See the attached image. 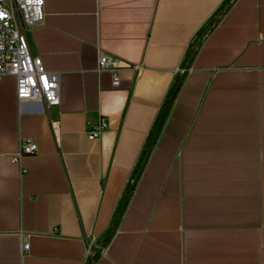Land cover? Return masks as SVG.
<instances>
[{"label":"crops","instance_id":"1","mask_svg":"<svg viewBox=\"0 0 264 264\" xmlns=\"http://www.w3.org/2000/svg\"><path fill=\"white\" fill-rule=\"evenodd\" d=\"M43 11L27 39L59 102L0 80V264H264V0Z\"/></svg>","mask_w":264,"mask_h":264},{"label":"built area","instance_id":"2","mask_svg":"<svg viewBox=\"0 0 264 264\" xmlns=\"http://www.w3.org/2000/svg\"><path fill=\"white\" fill-rule=\"evenodd\" d=\"M44 0H0V80L5 76L15 79V97L17 101H35L45 106L59 102V75L47 71L39 57H33L27 39V33L40 25L44 19ZM105 54L98 58L97 71L111 74L113 88L120 85L119 68L109 67ZM139 70L140 67H133ZM107 121L99 119L88 133L89 140L99 138L107 130ZM36 143L31 139L21 138L17 151L11 161L20 164L23 156L34 154ZM21 169V173H26ZM94 239L87 243L86 259L90 255ZM29 244L22 246L23 253Z\"/></svg>","mask_w":264,"mask_h":264}]
</instances>
